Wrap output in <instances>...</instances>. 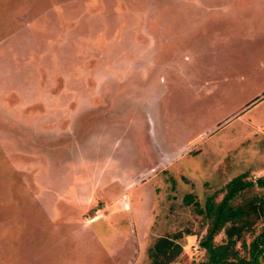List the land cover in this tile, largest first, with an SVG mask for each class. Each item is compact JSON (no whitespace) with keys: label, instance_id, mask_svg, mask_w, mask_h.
<instances>
[{"label":"rangeland","instance_id":"rangeland-1","mask_svg":"<svg viewBox=\"0 0 264 264\" xmlns=\"http://www.w3.org/2000/svg\"><path fill=\"white\" fill-rule=\"evenodd\" d=\"M260 62L264 0H0V264L202 260L197 208L264 175Z\"/></svg>","mask_w":264,"mask_h":264},{"label":"trees","instance_id":"trees-1","mask_svg":"<svg viewBox=\"0 0 264 264\" xmlns=\"http://www.w3.org/2000/svg\"><path fill=\"white\" fill-rule=\"evenodd\" d=\"M197 214L207 228L198 242L203 258L191 264H264V175L255 180L247 175L233 178L208 197ZM221 233L222 242L215 243ZM160 241L162 245L159 242L151 251V264H169L182 252L169 239Z\"/></svg>","mask_w":264,"mask_h":264},{"label":"crops","instance_id":"crops-1","mask_svg":"<svg viewBox=\"0 0 264 264\" xmlns=\"http://www.w3.org/2000/svg\"><path fill=\"white\" fill-rule=\"evenodd\" d=\"M176 51H177V54H179L177 61L176 60L172 61L171 59H168L167 61L170 62V63H172L170 65L169 71L170 72H174L175 71L176 72V75H177L178 74V71L180 69V64H183L184 62H186V61L188 62L189 60L193 59V55L188 50V48H185L184 51H182L181 49L180 50H176ZM185 51H188L190 53L189 54L190 55L189 59H185V57H183V52H185ZM173 64H176L178 66L177 69H174V68L171 67ZM261 69H264V63H262V62H260L259 65H256V67H254V70L253 71L251 70V68H248L247 69V71H248L247 73L243 72L242 74L239 75V79H238V82L239 83H238V86H237L236 90H230L228 92L227 95H230V96H232L231 93H234L235 94L234 97L237 96L238 97V102H240L239 104L237 103V106L235 107V109H237V111H235L233 113V115H230L231 116L230 117L231 119H233L235 115H237L244 108H247V106L251 105L253 102L256 103V102H258L259 100L262 99V95L263 94L260 97H255V98H251V97L249 98V96L246 97L247 91L250 90L249 84L251 82H249V81L251 79H254L255 77H260V76H258V74L260 73ZM170 72L168 74H170ZM262 76L264 78V74H262ZM263 82H264V79H263ZM172 83H173V81H168V80L164 79L162 84L165 85V86H167V90H168L169 87L172 85ZM252 92L255 93L256 90H254ZM240 97H241V99H240ZM225 118L222 119L223 122L224 121L225 122L227 121ZM192 142L193 141L190 142V140H189L187 143H190L191 144ZM186 146H188V144ZM157 147L154 146V148H155L156 152L158 153L159 157H161L162 155H164V153L160 150L159 147L158 148Z\"/></svg>","mask_w":264,"mask_h":264}]
</instances>
